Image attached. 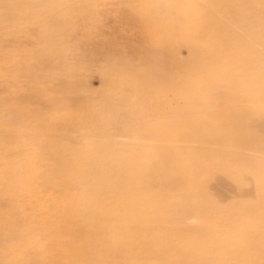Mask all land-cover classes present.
<instances>
[{"label": "rangeland", "instance_id": "obj_1", "mask_svg": "<svg viewBox=\"0 0 264 264\" xmlns=\"http://www.w3.org/2000/svg\"><path fill=\"white\" fill-rule=\"evenodd\" d=\"M0 264H264V0H0Z\"/></svg>", "mask_w": 264, "mask_h": 264}]
</instances>
